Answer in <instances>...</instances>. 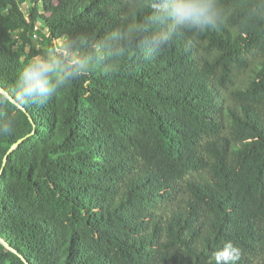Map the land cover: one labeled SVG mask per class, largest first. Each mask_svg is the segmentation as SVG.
I'll list each match as a JSON object with an SVG mask.
<instances>
[{"label": "trees", "instance_id": "16d2710c", "mask_svg": "<svg viewBox=\"0 0 264 264\" xmlns=\"http://www.w3.org/2000/svg\"><path fill=\"white\" fill-rule=\"evenodd\" d=\"M24 1L0 0V87L65 47L87 64L44 103L0 91V264H214L227 241L264 264V0L203 28L153 0Z\"/></svg>", "mask_w": 264, "mask_h": 264}, {"label": "clouds", "instance_id": "9594fccd", "mask_svg": "<svg viewBox=\"0 0 264 264\" xmlns=\"http://www.w3.org/2000/svg\"><path fill=\"white\" fill-rule=\"evenodd\" d=\"M151 20L164 24L171 21L174 28H203L217 23L216 0H153ZM172 35L171 29L154 33L147 44L158 51L166 45ZM117 38V37H114ZM56 55L37 56L26 63L21 76L19 92L12 97L24 107L25 103H44L73 75L79 74L87 64L75 49L62 48ZM3 125H0V134ZM214 264H237L241 250L231 241L223 243L214 253Z\"/></svg>", "mask_w": 264, "mask_h": 264}, {"label": "water", "instance_id": "95a60500", "mask_svg": "<svg viewBox=\"0 0 264 264\" xmlns=\"http://www.w3.org/2000/svg\"><path fill=\"white\" fill-rule=\"evenodd\" d=\"M0 91L3 93V94H5V96L9 99V100H11V101H13L14 102V100L12 99V97L8 94V92L7 91H5L3 88H1L0 87ZM24 140V138H19L18 140H16L11 146H10V148L8 149V151H7V153H6V155H5V157H4V161L6 160V157H7V155L13 150V149H15L22 141ZM0 242L7 248V249H9V250H11V251H13V252H16V250L13 248V247H11L3 238H1L0 237ZM26 264H28V263H26Z\"/></svg>", "mask_w": 264, "mask_h": 264}, {"label": "rangeland", "instance_id": "374dc122", "mask_svg": "<svg viewBox=\"0 0 264 264\" xmlns=\"http://www.w3.org/2000/svg\"><path fill=\"white\" fill-rule=\"evenodd\" d=\"M19 3L21 4V6H22L23 9H26L27 6H28V3H26V1H24V0H19ZM0 11H1V13L3 14V16H5L6 18H8V14H7V6L2 5V6L0 7ZM63 39H64V36L56 37V40H57V41H61V40H63Z\"/></svg>", "mask_w": 264, "mask_h": 264}]
</instances>
